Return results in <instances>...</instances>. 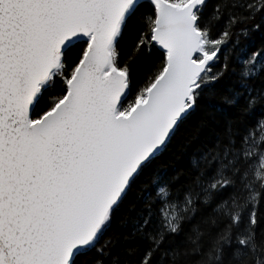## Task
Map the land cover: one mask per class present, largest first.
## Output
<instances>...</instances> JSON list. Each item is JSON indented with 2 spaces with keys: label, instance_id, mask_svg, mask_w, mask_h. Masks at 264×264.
Masks as SVG:
<instances>
[{
  "label": "snow or ice",
  "instance_id": "obj_1",
  "mask_svg": "<svg viewBox=\"0 0 264 264\" xmlns=\"http://www.w3.org/2000/svg\"><path fill=\"white\" fill-rule=\"evenodd\" d=\"M0 264H264V0H0Z\"/></svg>",
  "mask_w": 264,
  "mask_h": 264
}]
</instances>
